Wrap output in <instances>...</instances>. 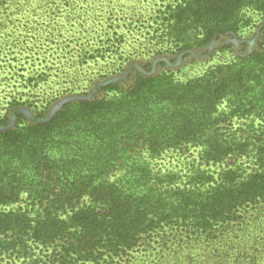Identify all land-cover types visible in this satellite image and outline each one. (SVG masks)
<instances>
[{
  "label": "trees",
  "instance_id": "16d2710c",
  "mask_svg": "<svg viewBox=\"0 0 264 264\" xmlns=\"http://www.w3.org/2000/svg\"><path fill=\"white\" fill-rule=\"evenodd\" d=\"M255 17L264 0H0L2 63L60 48L77 19L78 67L93 59L101 75L55 96L42 71L4 98L0 264H264V26L252 51L203 73L167 63Z\"/></svg>",
  "mask_w": 264,
  "mask_h": 264
},
{
  "label": "rangeland",
  "instance_id": "374dc122",
  "mask_svg": "<svg viewBox=\"0 0 264 264\" xmlns=\"http://www.w3.org/2000/svg\"><path fill=\"white\" fill-rule=\"evenodd\" d=\"M149 11L150 9L148 12ZM69 22L70 23L65 22L68 24L62 29L63 35L57 39L60 48L56 50H48L47 48L46 53L40 52L39 54H33L30 52L23 53L22 55H15L11 60H8V63H2L0 60V107L5 105L4 98H6V95L8 97L10 92L16 90L27 92L31 89L30 86H24V84L26 85V83H24L27 80L26 78L37 75V73L39 74V72L42 71L48 74V77L46 81L42 80L40 82V92L41 90L47 93L52 92L55 96L63 93L64 89L71 84L70 80L72 81L74 75L78 73L79 78L83 77L85 80L83 85L88 83L87 81L91 75L97 80L100 79L99 77L101 75L97 77L100 74V71H98L99 66L93 64V59L88 64L87 62L84 63L83 69H79L75 51L79 48L81 43L86 44L87 37L84 38V33L86 32L85 28L82 31L80 30L77 19H73ZM72 24H74V26H71ZM263 26L264 20L260 17H255L254 25L248 27L241 34V37L234 35L222 36L208 46L192 51L187 56L179 55L174 62L167 60L169 69L173 70L181 79H186L203 73L206 69L215 64L230 61L232 59L235 60L238 56L250 52L255 48L256 43L263 37ZM87 29L88 31L91 30L88 26ZM127 39L129 44L137 46H141L138 45V43H141L142 40L145 39L144 41H147L146 36L143 37V34L138 31L137 28L128 34ZM144 45L145 44H143V46ZM161 56L165 57L163 54ZM9 65L10 67H8ZM156 67L159 68L160 66ZM44 77H46V75ZM66 95L52 102L49 108L51 114L61 106L66 98H68ZM21 109L28 115H31V110L28 108L21 107ZM11 118L13 123V113L11 114ZM189 156H191L189 152H187L186 156L179 153H168L159 165L162 168L169 169L182 168L183 164H186V162L188 163ZM150 261L151 259L147 260L146 264L150 263ZM138 264H140V262Z\"/></svg>",
  "mask_w": 264,
  "mask_h": 264
}]
</instances>
